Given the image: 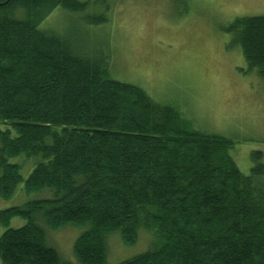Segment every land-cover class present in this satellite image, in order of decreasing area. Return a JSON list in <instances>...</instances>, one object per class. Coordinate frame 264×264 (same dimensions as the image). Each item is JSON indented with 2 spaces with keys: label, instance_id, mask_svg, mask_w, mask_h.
<instances>
[{
  "label": "trees",
  "instance_id": "trees-1",
  "mask_svg": "<svg viewBox=\"0 0 264 264\" xmlns=\"http://www.w3.org/2000/svg\"><path fill=\"white\" fill-rule=\"evenodd\" d=\"M88 5L0 0V197L23 181L28 194L53 192L0 210L1 263L74 264L46 244L42 213L51 230L90 226L74 245L80 264H106L107 237L117 232L131 246L142 228L156 237L153 248L121 264H264L262 153L243 174L234 141L113 79L108 53H80L40 28L58 6ZM227 30L264 81V15L238 17ZM22 155L36 161L25 180L11 161ZM16 217L26 224L11 228Z\"/></svg>",
  "mask_w": 264,
  "mask_h": 264
},
{
  "label": "rangeland",
  "instance_id": "rangeland-1",
  "mask_svg": "<svg viewBox=\"0 0 264 264\" xmlns=\"http://www.w3.org/2000/svg\"><path fill=\"white\" fill-rule=\"evenodd\" d=\"M79 1L89 3L86 10L58 6L40 28L52 29L80 53H108L113 79L143 88L158 104L176 106L196 129L234 141L230 153L243 174L251 172L254 152H261L264 162V81L227 30L238 17L264 15V0ZM103 13L105 23L89 22ZM11 161L21 165L24 180L36 164L23 155ZM23 186L24 181L10 199L0 197V210L53 197L50 189L28 194ZM26 222L16 217L10 227ZM36 222L48 246L63 260L80 264L74 245L90 226L51 230L42 213ZM5 230L0 226V236ZM156 240L142 228L136 244L127 246L115 232L106 239V264L141 255Z\"/></svg>",
  "mask_w": 264,
  "mask_h": 264
},
{
  "label": "bare ground",
  "instance_id": "bare-ground-1",
  "mask_svg": "<svg viewBox=\"0 0 264 264\" xmlns=\"http://www.w3.org/2000/svg\"><path fill=\"white\" fill-rule=\"evenodd\" d=\"M92 17V16H91Z\"/></svg>",
  "mask_w": 264,
  "mask_h": 264
}]
</instances>
